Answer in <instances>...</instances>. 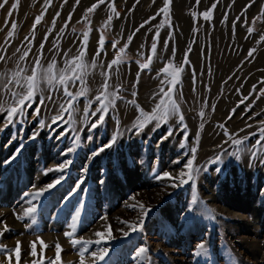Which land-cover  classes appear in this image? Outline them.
Returning <instances> with one entry per match:
<instances>
[{
  "label": "rangeland",
  "instance_id": "374dc122",
  "mask_svg": "<svg viewBox=\"0 0 264 264\" xmlns=\"http://www.w3.org/2000/svg\"><path fill=\"white\" fill-rule=\"evenodd\" d=\"M97 2L19 0L13 9L17 0H8L0 8V55L5 57L0 61V74L17 71L19 61L30 75L41 43H44L41 64L47 68L55 58L59 71L64 68L63 54L78 55L83 33L89 32L85 60L91 64L95 59L98 66L86 80L88 99L99 94L104 82L101 73L108 70L107 65L117 56L118 49L127 44L123 53L125 62L119 65V72L113 67L109 80L113 86L109 91L121 86L119 95L123 99L116 101L115 111H109L103 126L91 132L88 124L94 123L99 114L90 116L86 124L83 120L86 100L79 99V110L74 115L82 146L74 154L65 152L73 144L75 133L67 131L68 125L58 126L51 120L64 100L62 88L49 90L42 81L44 97L52 95L53 100L45 99V104L39 105L38 93L22 122L4 127L6 113H0V129H3L0 131V221L6 222L9 229L5 231V224L0 223V246L8 250L7 254H0V264H80V245L74 247L72 239L95 242L101 240L95 235L98 231L105 234L104 239L88 248L83 257L85 264H137L133 257L144 245L149 249L150 264H264V162L261 158L251 159V153L243 151L238 161L223 155L219 174L215 171L217 165L210 163L215 156L234 151L224 134L225 128L236 139L249 137L246 145L253 148L260 137L250 134L258 133L264 126L261 124L264 121V0H200L199 4L196 0H172L171 26L164 23L159 28L155 54L151 45L158 26L165 21L163 13L157 15L165 0H105L83 19L87 9ZM109 3H114L119 17L111 13ZM209 10L211 16L205 19L203 13ZM3 12L7 14L5 20L1 18ZM70 13L71 21L65 28ZM110 14L112 19L105 26ZM38 16L42 18L33 31ZM13 24L15 31L8 37ZM142 24L144 27H140ZM101 34L105 38L104 51L97 57ZM129 36L133 37L130 43ZM25 37L32 41V50L26 60L20 61V55L28 47ZM114 41L118 42L116 49L112 47ZM56 43L59 54L53 48ZM250 49H255L251 57ZM149 57V69H141L140 65L147 63ZM165 67L168 72L183 69L177 85L182 97L178 95L177 99L187 128L174 117L159 127L153 121L136 134L132 124L138 110L128 102L135 100L136 105L151 113L159 101V90L167 91L169 87L171 77L162 71ZM79 88V82L70 86L73 93ZM5 99L11 103L10 93L0 87V103ZM38 105L37 116L34 110ZM97 106L98 102L93 103L90 112ZM201 111L203 118L199 115ZM40 121L45 123L43 129ZM117 130L116 143L90 159L92 152L108 144ZM33 133H38L34 139ZM197 134L199 144L194 164L201 171L194 185L181 184V180L187 179L181 173L187 172L189 149L196 146ZM185 136L187 147L182 148ZM17 149L16 158L5 163ZM68 159L72 163L66 164L63 181L33 201L37 205L36 223L28 227L31 223L28 219H17L30 206L26 203L30 197L25 194H35L56 180L61 174L55 169ZM85 166L87 172L82 171ZM165 172L169 177H163ZM157 174L160 179L156 178ZM78 183L80 189L74 191ZM193 196L214 210L215 220L207 218L203 205H191ZM141 204L152 212L142 230L132 232L129 224L139 223ZM81 205L82 215L74 236L66 237L65 233L72 231L69 227L72 216ZM124 232L129 235L125 237ZM18 241L17 260L14 249ZM201 243L207 253L196 256ZM57 244L61 249L59 260ZM105 247L109 254L104 261H96L90 255Z\"/></svg>",
  "mask_w": 264,
  "mask_h": 264
},
{
  "label": "snow or ice",
  "instance_id": "6c2138e0",
  "mask_svg": "<svg viewBox=\"0 0 264 264\" xmlns=\"http://www.w3.org/2000/svg\"><path fill=\"white\" fill-rule=\"evenodd\" d=\"M8 0H3V3H0V8L4 7V4H6ZM19 0H17V3L13 4V9L17 7ZM48 3H50V0H47ZM67 2V0H65ZM80 0H76V3L79 4ZM172 0H165L164 6L159 10L157 15H160V13H163L165 16V21H163L157 29V33L153 38V43L151 45L152 53L155 54L157 49V43L159 39V28H162L164 26V23H169L170 25V5ZM105 0H98L96 4H93L90 8L87 9V12L85 14V17L83 19H87V13L93 12L95 9L99 7V5L104 4ZM196 3L199 4L200 0H196ZM215 4H213V8H215ZM250 6V5H249ZM108 7L111 9V13H114L117 17H119V13L116 11L114 3H109ZM264 14V13H262ZM11 15V12L9 13ZM43 15V14H42ZM57 17H59V13L56 14ZM205 19H209L211 16V11H207L203 13ZM72 14H69L68 21L65 22V28L68 25V22L71 21ZM41 16L36 17L35 22L33 24V31L35 29V26L40 23ZM112 19V15L110 14L108 17V21L105 22V26H107ZM150 19H155V17H152ZM149 21H145V23H148ZM90 23V21H89ZM55 25V18L53 20V26ZM16 25H12V31L8 33V37H12L13 33L15 31ZM140 27H144L142 24ZM90 31V30H89ZM136 31H139L137 29ZM64 29L62 28L60 30L59 35H63ZM249 33L251 34V29H249ZM47 35H45V41H47ZM171 36V33H169ZM83 41L80 44V47L78 48V55L75 56H68V53L65 52L63 55L65 57L64 60V68L60 69L59 71H56V60L55 58L52 59V61L47 65V68H44L41 64V57L43 56V48L44 43H41L40 45V52L36 55L34 65L31 69V74H27V69L20 66L19 61L17 62V71L12 72L10 75L7 73L0 74V87L7 90L8 93H10L11 96V103L7 99L4 100L3 103H0V113H6L5 118V124L4 127L9 126L13 123L22 122L25 114L26 109L31 108L33 103H35V97L37 94H40V101L39 105L45 104V99L52 101L53 97L52 95H49L48 97H44L43 91L44 89L41 88V82L43 81L48 85L49 90H59L60 88L63 89V97L64 100L59 103L58 106V113L57 115H54L51 117L52 123L57 124L58 126L68 125V132L75 133L73 135V144L66 150L65 154H74L75 151L82 146L79 133L77 129L75 128L76 119H75V113L79 110L77 107V104L79 102V99L81 97H84L86 100V106L84 109V117L83 120L87 124L89 122L90 116L91 117H97L96 121L94 123L88 124L89 131L91 132L94 129H97L98 126H103L105 122V117L108 115L109 111L112 110L115 111L116 107V101L123 99L121 95H119L121 86L117 85L115 87L114 91H109L110 88L113 86L109 83V80L111 78L113 67L115 66L116 71L119 72V65L124 63V56L123 53L125 52L127 48V44H125L124 48L118 49L117 56L111 60L107 65V71L102 72L101 75L104 77V82L101 85V89L99 90V94L96 95L93 99H88V88L86 84V80L88 75L90 74L91 70L95 69L98 65L96 63V60L93 59L92 63L89 64L85 60L86 55V49L88 46V38H89V32L86 31L83 33ZM132 36L128 37V43L131 42ZM25 39L28 41V47L27 50L24 51L20 57L19 60L23 61L26 60L31 53V45L32 41L28 40V37H25ZM7 42V40H6ZM118 42L114 41L112 43V47L116 49V45ZM104 45H105V38L103 34H101L99 39V48L97 49L96 56H100L101 52L104 51ZM165 47H167V41H165ZM53 48L56 50L57 54H59V44L56 43L53 45ZM20 49H17V52H19ZM255 49L249 50V56L251 57L253 55V52ZM173 55H175V51H173ZM5 59L4 55H0V61H3ZM185 62L187 63V56L185 59ZM151 64V57H149V60L147 63L141 64V69H149V66ZM100 67H103V65H99ZM182 68H175L172 72H168V67H165L162 71L167 73L171 79L168 81L169 87L167 91L164 90V88H161L159 90V101L155 104L153 107L151 113L146 112L143 110V108H140L139 105H136L135 100L129 101L128 103H131L133 106H135L138 110V114L133 121L132 129L135 130L136 134H139L143 131V129L153 121H155V126L159 127L162 123H167L168 120L172 118H176L178 120V123L183 125L184 129L186 130L187 126L184 124V115L180 111V104L178 102L177 96L180 95L182 97V94H178L177 85L180 83V73L182 72ZM159 75V74H158ZM137 77L139 78V73L137 74ZM79 82L80 88L75 93H73L70 90V86H75ZM161 83H164V81H161ZM11 85V87H9ZM16 89H19L16 90ZM253 89L255 90V86H253ZM133 96L136 95L135 92L132 93ZM245 100L248 99L247 97L244 98ZM98 102V106L96 107L95 111H91V106L93 103ZM243 102V101H241ZM37 106L34 110V115H39L40 113V106ZM214 108V106H213ZM234 111V110H233ZM90 113V115H89ZM201 118L204 116V112L201 111L200 114ZM67 117V118H65ZM230 118V117H229ZM262 125H264V121L261 122ZM117 125H119V120L117 118ZM251 127V125H248ZM45 127L44 121H40V128L43 129ZM50 127V126H49ZM203 127V124H201V128ZM221 128H224V125H220ZM3 129H0L2 131ZM243 131V129H241ZM171 130L169 131V135H171ZM225 136L228 137V140L231 141L232 145L234 146V151L223 153L220 155L215 156L210 163L217 165L215 168V171L219 174L222 172V166L224 164L223 155L227 154L232 156L237 161L240 159V154L243 151H249L251 153V159L255 160L257 158H261L262 162H264V144L261 143V141H264V126L260 127L258 129V133H252L250 135H259V139L256 141V145L253 148H248L246 145L247 140L249 137H243L241 139H236L232 135H230L225 128L224 130ZM38 135V133H33L32 139H34ZM61 135H65V133H61ZM119 131L117 130V134L113 135L112 139L109 141L108 144L103 145L99 149H96L92 152L91 157H94L98 155L100 152H103L106 148H111L113 144L116 143V140L118 139ZM167 137H165L166 139ZM91 139V136L88 138ZM228 141H225L227 143ZM198 144H199V134H197V138L194 141V145L189 149L191 158L188 159L186 168L187 172H182L181 176L187 175L186 180H181V184H186L189 182H192L193 185L195 184V181L201 171L200 168L196 167L194 162L196 159V153L198 151ZM181 147H187V136H185V142L181 144ZM19 154V149H17V153L13 155V157L6 161L5 163H11V160H14L16 156ZM143 161H141L142 163ZM72 163L71 159H68L65 163H62L59 165L57 169H55L56 172L60 173L61 175L54 180L52 183L47 184L45 187L40 188L37 190L35 194L26 193L25 195L30 197L28 200H26V203L30 206L25 208L22 215H17V219L24 220L28 219L31 223L28 225V227H31L32 224L36 223L35 220V213L37 211V205L33 203L34 200H38L40 197L44 196L46 193L54 189L56 186H58L64 179V173H65V166L70 165ZM52 171V170H49ZM82 171L87 172V166H85ZM163 177H169V173L165 172L163 173ZM157 179H160V175L157 174ZM82 182V181H81ZM101 184L104 183L103 180L100 181ZM173 187H176L177 185L173 184ZM80 189L79 183L75 186L74 191H77ZM191 205H203L204 210L207 214L208 219L215 220L216 214L213 209L208 208L206 203H204L202 200L198 199L196 196H193V199L191 201ZM82 209L83 205L78 208L74 215L72 216L71 223L69 227L72 229V231L66 232L65 236L72 238L74 236L75 230L79 224L81 215H82ZM140 209L142 211V217L139 220L138 224H129L130 231L136 232L142 230V226L145 222V219L149 215V213L152 212L151 208L145 207L143 204L140 205ZM188 211H192V207L190 206ZM0 223H4L5 227L4 230L8 231L6 222L0 221ZM127 223V222H125ZM165 227H167L165 225ZM95 235L97 237H100L101 240L104 239V233L102 232H96ZM123 235L127 237L129 235V232H124ZM0 236H2V233H0ZM108 236L111 237V232H108ZM101 240H97L95 242L93 241H82V240H75L72 239L73 246L80 245L79 254L81 256L80 264H85L84 262V255L86 252H88V248L93 244L96 243L99 245L101 243ZM41 244H43V241H41ZM57 257L56 259L59 260V252H60V246L57 244ZM17 260L19 259L20 254V244L19 241L17 242L16 248L14 249ZM149 249L146 245L139 247L134 255V259L137 260V264H145V261H148L147 253ZM8 250L5 246H0V254H7ZM207 253V250L203 243L199 245L197 251L195 252L196 256L205 255ZM33 255H35V242H33ZM109 254L108 248H98L96 251H93L90 253L92 257L95 258L96 261H104L105 258ZM9 256V260H10ZM148 264H150V261H148Z\"/></svg>",
  "mask_w": 264,
  "mask_h": 264
},
{
  "label": "bare ground",
  "instance_id": "6f19581e",
  "mask_svg": "<svg viewBox=\"0 0 264 264\" xmlns=\"http://www.w3.org/2000/svg\"><path fill=\"white\" fill-rule=\"evenodd\" d=\"M7 12V11H6ZM6 15L7 14H5L4 12L1 14V18H2V20H5V17H6ZM12 51H15V49H13ZM12 64V63H11ZM6 65V64H5ZM10 66V65H9ZM13 66V65H12ZM5 70V69H4ZM7 70V69H6ZM13 70V69H12ZM9 72H11V70L9 71ZM13 226V225H12ZM30 259H31V257H30ZM29 260V259H28Z\"/></svg>",
  "mask_w": 264,
  "mask_h": 264
},
{
  "label": "crops",
  "instance_id": "0c3cea01",
  "mask_svg": "<svg viewBox=\"0 0 264 264\" xmlns=\"http://www.w3.org/2000/svg\"><path fill=\"white\" fill-rule=\"evenodd\" d=\"M224 261H226V260H224Z\"/></svg>",
  "mask_w": 264,
  "mask_h": 264
}]
</instances>
